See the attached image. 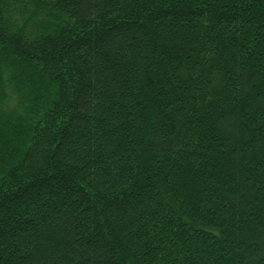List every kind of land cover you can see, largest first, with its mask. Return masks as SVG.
Returning <instances> with one entry per match:
<instances>
[{"label": "trees", "instance_id": "16d2710c", "mask_svg": "<svg viewBox=\"0 0 264 264\" xmlns=\"http://www.w3.org/2000/svg\"><path fill=\"white\" fill-rule=\"evenodd\" d=\"M0 264H264V0H0Z\"/></svg>", "mask_w": 264, "mask_h": 264}]
</instances>
